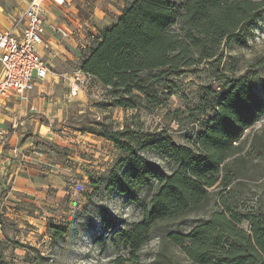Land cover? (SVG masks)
Listing matches in <instances>:
<instances>
[{
	"label": "trees",
	"instance_id": "trees-1",
	"mask_svg": "<svg viewBox=\"0 0 264 264\" xmlns=\"http://www.w3.org/2000/svg\"><path fill=\"white\" fill-rule=\"evenodd\" d=\"M120 12L98 29L79 65L105 89L111 106L163 107L180 92L179 79L203 65L213 81L200 88L186 143L167 129L84 130L120 152L92 186L103 183L141 213L125 224L103 212V231L112 232L111 244L127 249L135 264L154 235L162 249L150 264H179L169 247L192 264H264V179L259 189L249 179L255 160H264V125L246 135L264 120V97L254 79L222 69L224 49L246 45L264 17V0H125ZM68 230L49 225L55 239ZM0 264H10L1 252Z\"/></svg>",
	"mask_w": 264,
	"mask_h": 264
},
{
	"label": "rangeland",
	"instance_id": "rangeland-1",
	"mask_svg": "<svg viewBox=\"0 0 264 264\" xmlns=\"http://www.w3.org/2000/svg\"><path fill=\"white\" fill-rule=\"evenodd\" d=\"M124 1L115 0V8L120 10L119 4ZM73 11L69 5L61 8L51 6L47 15L52 22L72 28L75 26L69 18H75ZM57 39L63 44L64 51L57 54L49 49L46 52L44 58L51 75L36 85L37 89L30 94L40 88L43 98H48L49 92L65 98L71 112L61 121L46 118L39 112L36 114L39 115L38 121L52 123L66 142L58 145L52 140H40L38 149L67 162L70 169L67 174L60 173L65 181L63 188L50 187V199L43 200L46 203L34 204V209L24 212L19 206H11L9 212L7 206H0V211H3L0 212V252L10 264H135L129 260L127 249L117 251L111 244L112 232L103 231L101 215L105 212L118 223L126 224L140 220L139 209L126 204L115 193L105 191L103 183L98 187L92 186L93 181L106 176L120 152L110 141L96 134L91 133V140H87L85 137L89 132L84 130L120 129L125 125L148 131L167 129L176 142L186 143L183 135L194 127L191 113L199 108L203 93L200 88L213 81L212 73L208 66L203 65L196 73L180 78V92L171 96L163 107L149 112L125 110L111 106L110 96L94 81L87 90L81 91L83 94L68 97V77L79 68L80 55L85 49L71 45L66 38ZM224 52L222 69L230 73L237 68L236 75L251 77L257 91L264 97V17L258 20L246 45H237L232 51L224 49ZM82 96L87 97L86 103L81 101ZM263 125L264 120L258 122L246 130V135L252 138ZM254 163L255 173L249 179H252V187L259 189L264 179V160H255ZM50 224L65 225L68 233L60 239L52 238ZM161 249V237L154 235L137 254V264H150ZM168 253L179 264H192L176 248L169 247Z\"/></svg>",
	"mask_w": 264,
	"mask_h": 264
},
{
	"label": "crops",
	"instance_id": "crops-1",
	"mask_svg": "<svg viewBox=\"0 0 264 264\" xmlns=\"http://www.w3.org/2000/svg\"><path fill=\"white\" fill-rule=\"evenodd\" d=\"M29 1L0 0V29H11L13 22L20 17ZM115 3V0H66L64 6L69 5L74 10L75 18H68L74 24L75 27L71 29L75 32L73 36L65 39L49 28L51 50H55L57 54L64 51L63 44L57 37L86 49L91 35H98V28L117 20L121 12L115 8ZM45 5L48 12L51 6L63 7L56 5L52 0H45ZM123 5L124 2L119 4V8ZM47 21L58 23L52 22L49 16ZM47 51L42 52L44 57ZM34 89H37V86ZM42 92L40 88L35 90L30 94L29 100L19 97L0 99V125L8 131L5 140L0 141V191H5L0 206H7L8 212L11 211V206H19L24 212L30 208L34 209V204L46 203L43 200L50 199V187L63 188L65 181L60 173L67 174L70 169L67 162L52 157L53 155L36 154V149L40 148V140H52L58 145L66 142L52 123L38 121L39 115L36 112L58 121L71 112L65 98L52 92L48 93V98H43ZM68 97H71L70 92ZM86 100L87 97L82 96L81 101L86 103ZM87 135L85 138L91 140L92 134Z\"/></svg>",
	"mask_w": 264,
	"mask_h": 264
},
{
	"label": "built area",
	"instance_id": "built-area-1",
	"mask_svg": "<svg viewBox=\"0 0 264 264\" xmlns=\"http://www.w3.org/2000/svg\"><path fill=\"white\" fill-rule=\"evenodd\" d=\"M52 1L59 6L66 4V0ZM47 14L45 0H30L11 29H0V99L19 97L28 100L35 86L51 75L49 64L42 54L51 49L49 28L63 38L73 36L74 30L66 25L48 23ZM95 37L91 35L89 44ZM93 81L89 73L78 68L68 77L71 96H78L81 91L87 90ZM7 135L8 131L0 125V141L5 140ZM36 154L42 156L44 153L37 148Z\"/></svg>",
	"mask_w": 264,
	"mask_h": 264
}]
</instances>
